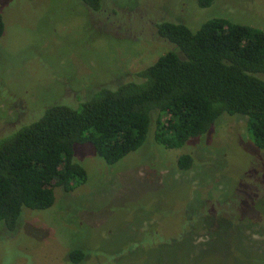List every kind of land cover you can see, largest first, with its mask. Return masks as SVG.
I'll list each match as a JSON object with an SVG mask.
<instances>
[{
  "label": "rangeland",
  "instance_id": "1",
  "mask_svg": "<svg viewBox=\"0 0 264 264\" xmlns=\"http://www.w3.org/2000/svg\"><path fill=\"white\" fill-rule=\"evenodd\" d=\"M0 15V137L153 64L170 49L160 22L195 31L223 17L264 31V0H101L97 11L78 0H0ZM153 127L112 165L76 145L86 181L55 188L49 209L23 208L11 234L0 228V264H71L75 248L86 252L79 264H264V151L245 117L222 115L172 150ZM183 154L193 159L185 171Z\"/></svg>",
  "mask_w": 264,
  "mask_h": 264
},
{
  "label": "trees",
  "instance_id": "2",
  "mask_svg": "<svg viewBox=\"0 0 264 264\" xmlns=\"http://www.w3.org/2000/svg\"><path fill=\"white\" fill-rule=\"evenodd\" d=\"M78 1L91 11L101 7V0ZM213 1L196 3L208 8ZM156 29L170 49L153 64L125 82L99 88L78 109L49 106L32 123L0 137L1 230L14 232L23 208L49 209L55 188L69 192L86 181L74 161L79 144H90L112 165L143 145L149 126L158 145L179 149L227 114L245 117L253 145L264 151V31L223 17L195 31L174 22H160ZM3 32L0 15V39ZM192 163L183 154L177 168L185 171ZM85 258L76 248L66 255L71 264Z\"/></svg>",
  "mask_w": 264,
  "mask_h": 264
}]
</instances>
